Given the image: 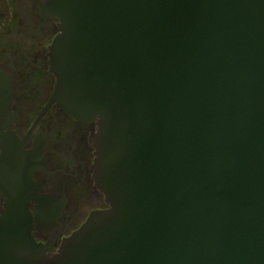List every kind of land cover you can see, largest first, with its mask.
I'll return each mask as SVG.
<instances>
[{"label":"water","instance_id":"1","mask_svg":"<svg viewBox=\"0 0 264 264\" xmlns=\"http://www.w3.org/2000/svg\"><path fill=\"white\" fill-rule=\"evenodd\" d=\"M52 100L96 118V209L57 252L12 189L0 264H264V0H44Z\"/></svg>","mask_w":264,"mask_h":264},{"label":"flooded vegetation","instance_id":"2","mask_svg":"<svg viewBox=\"0 0 264 264\" xmlns=\"http://www.w3.org/2000/svg\"><path fill=\"white\" fill-rule=\"evenodd\" d=\"M44 0H0V215L12 189L27 198L31 233L58 251L96 209L108 206L94 177L96 118L52 100L50 44L56 16Z\"/></svg>","mask_w":264,"mask_h":264}]
</instances>
